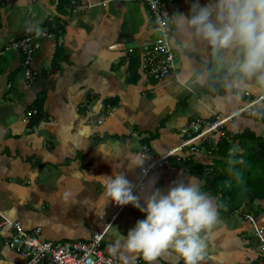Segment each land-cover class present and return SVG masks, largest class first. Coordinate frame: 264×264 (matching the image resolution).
I'll return each instance as SVG.
<instances>
[{
  "label": "crops",
  "instance_id": "1",
  "mask_svg": "<svg viewBox=\"0 0 264 264\" xmlns=\"http://www.w3.org/2000/svg\"><path fill=\"white\" fill-rule=\"evenodd\" d=\"M194 2L167 4L179 73L155 81L141 68L144 47L158 33L144 4L74 0L65 6L60 0H0V51L48 24L54 35L36 53L32 69L39 77L33 84L25 82L20 54L0 53V223L8 218L28 230L41 227L43 238L52 241L87 242L104 233L106 255L118 264H145L142 257L118 246L144 214L131 204L106 203L103 177L124 173L135 185L134 194L149 181L166 191L174 182L195 178L217 209L221 207L218 197L205 190L206 177L186 173L183 167L192 162L215 164L216 132L196 140L197 157L182 159L177 172L158 170L137 187L141 170L128 168L130 160L141 158L143 146L163 156L184 141L180 130L188 122L231 116L262 92L251 83L233 81L226 68L217 66L210 46L176 22L178 14L190 15ZM199 3L204 6L207 0ZM48 18L52 23H46ZM57 25L60 31L53 28ZM6 55L16 60L10 68ZM136 56L139 62L132 68ZM107 105L113 110L99 125L98 113ZM37 107L42 117L31 129ZM234 123V129L256 126L252 119L239 117L230 131H235ZM218 169L222 175L224 170ZM249 204L255 211L264 209V202L248 200L235 216L218 215V222L202 234L206 248L199 264H264V247L255 235L264 226V213L249 215ZM10 233H0V264H28L5 244ZM154 264L184 262L169 251Z\"/></svg>",
  "mask_w": 264,
  "mask_h": 264
},
{
  "label": "clouds",
  "instance_id": "2",
  "mask_svg": "<svg viewBox=\"0 0 264 264\" xmlns=\"http://www.w3.org/2000/svg\"><path fill=\"white\" fill-rule=\"evenodd\" d=\"M176 22L189 28L199 40L210 46L217 66L226 68L233 81L241 86L251 83L262 90L235 112L254 103L253 108L262 115L261 119H254L264 123V108L261 106L264 99H260L264 95V0H207L204 6L195 0L190 7V15L180 13ZM4 49L5 46L0 53H11L4 52ZM246 96L249 99L250 93H246ZM242 116L227 122L225 131L229 133L228 126ZM222 139L218 138V143ZM197 143L195 141L192 145L197 146ZM143 161L141 158L130 160L128 168H140L142 175H146ZM103 179L106 203L112 201L120 206L131 204L145 217L138 220L118 241V246L124 252L139 255L145 264H154L157 257L169 251L181 258L184 264H199L206 248L202 234L218 222V209L202 191L198 180L191 178L186 183L174 182L166 191L156 187L153 180L146 187L142 186L139 194H134L135 185L124 173L114 172ZM13 222L21 224L19 221ZM38 228L42 230L41 227L25 229L33 231ZM42 234V240L47 241ZM111 250L115 252L116 248Z\"/></svg>",
  "mask_w": 264,
  "mask_h": 264
},
{
  "label": "built area",
  "instance_id": "3",
  "mask_svg": "<svg viewBox=\"0 0 264 264\" xmlns=\"http://www.w3.org/2000/svg\"><path fill=\"white\" fill-rule=\"evenodd\" d=\"M67 1L73 4L74 0ZM131 1L142 3L147 7L159 34L155 41L144 47L141 55L142 72L156 81L177 76L180 57L175 46L174 32L168 24L169 21L167 23V19H165L166 6L173 3L174 0ZM52 20V18H49L46 23H52ZM50 25L43 27L38 33L28 34L5 46L4 52L18 53L22 56V69L25 70V82L27 84H33L39 77L38 72L32 69V65L37 51L42 48L44 42L54 37L52 29L46 31L51 27ZM260 99H264V95ZM253 105L254 103L249 104L246 108H242L231 116H216L217 119L214 121L196 118L188 122L181 131L186 138L185 141L177 149L171 150L163 156H157L150 151L148 146H143L140 156L144 160L143 167L147 169V174L142 175L140 172L138 184L141 185L149 174L158 170L177 171L180 166L179 163L184 159L182 155L186 145L195 146L192 144L196 140H206L207 135L214 132L218 133L219 138H226L225 125L233 118L248 113L257 119H261L262 115L258 109L253 108ZM112 110V106H104L98 113L97 123L99 125L104 124ZM208 145L210 146V144ZM180 152L182 154H179ZM172 158H175L178 163L171 161ZM4 229H9L11 232V235L5 238V244L12 251L21 254L29 264H117L102 250V235H95L91 239L92 241L88 243L79 240L45 241L41 238L42 230L40 228L27 231L20 223L7 219L0 223V233ZM263 233L264 227H260L257 233L258 236L262 237ZM261 241L264 242V238H261Z\"/></svg>",
  "mask_w": 264,
  "mask_h": 264
},
{
  "label": "trees",
  "instance_id": "4",
  "mask_svg": "<svg viewBox=\"0 0 264 264\" xmlns=\"http://www.w3.org/2000/svg\"><path fill=\"white\" fill-rule=\"evenodd\" d=\"M63 2L66 4L65 6H70L67 0H60L61 4ZM166 8L168 7L166 6ZM168 12V10L165 11V19H167V23L169 21L168 24H170L174 32L173 21ZM54 28L55 31L62 29L58 25ZM135 58L134 62H132V68L139 62L137 56ZM41 103L42 101L36 105L41 107ZM111 104L114 105V102ZM38 112L37 115L31 117L32 122L29 125L31 129L40 123L39 117H42L41 110H38ZM242 117L248 120L252 119L257 123L256 126L251 128L241 126L238 129H234L237 127V123H234L233 129L236 134H234L235 132L232 133L228 126L229 133L226 132V138L222 139L217 146L215 145L216 149L214 151L216 152L217 160L213 166L196 164L194 162L183 164V167L186 168V173H190L198 178L206 177L207 184L205 190L209 194L218 197L221 202V207L218 209L220 217L235 216L248 200L251 203L257 200L264 202V123H260L257 119H254L251 114H245ZM146 146L151 151L150 146L148 144ZM234 147L239 149L235 155L230 154V151ZM171 161L178 163L174 158ZM218 167L224 170L222 175L218 174V171H220ZM248 212L251 213L249 215L257 218L264 213V209H257L255 211L253 206L249 204Z\"/></svg>",
  "mask_w": 264,
  "mask_h": 264
},
{
  "label": "bare ground",
  "instance_id": "5",
  "mask_svg": "<svg viewBox=\"0 0 264 264\" xmlns=\"http://www.w3.org/2000/svg\"><path fill=\"white\" fill-rule=\"evenodd\" d=\"M49 29H46V31H48ZM49 41V40H48ZM48 41H46V42H48ZM46 42H44V44L46 43ZM44 44H43V46H44ZM42 46V47H43ZM42 49V48H41ZM40 49V50H41ZM39 50V51H40ZM38 52V51H37ZM23 74H24V78H25V70H23ZM145 74V73H144ZM147 76V75H146ZM148 77V76H147ZM150 78V77H149ZM158 81H160V80H158ZM184 128V127H183ZM182 128V129H183ZM182 129L180 130V135H181V138H183V140H185L186 138L182 135V133H181V131H182ZM186 144V143H185ZM199 152V149L197 148V147H195V146H189V145H186L185 146V151H184V153H183V156H184V161L186 160V159H190V157L191 156H195V157H197V153ZM140 175H141V173H140ZM258 231L256 232V236L259 238V240H260V242H261V244L263 245V247H264V242H262L261 241V238H264V233L262 234V237H259L258 236ZM99 235H102V242H101V248H102V250L104 251V249H103V244H104V239H105V234L104 233H99L98 234V236ZM90 241H92V240H89V241H87V242H85V243H88V242H90ZM110 257V256H109ZM111 258V257H110ZM113 259V258H112ZM114 260V259H113ZM116 261V260H115ZM118 264V263H117Z\"/></svg>",
  "mask_w": 264,
  "mask_h": 264
},
{
  "label": "rangeland",
  "instance_id": "6",
  "mask_svg": "<svg viewBox=\"0 0 264 264\" xmlns=\"http://www.w3.org/2000/svg\"><path fill=\"white\" fill-rule=\"evenodd\" d=\"M167 7H169V6H167ZM158 36H159V34L157 33V34H154V38H153V40L152 41H155L157 38H158ZM175 45H176V43H175ZM5 56V55H4ZM36 56V55H35ZM4 61L8 64V66H9V68L15 63V58H14V56L13 55H6V57L4 58ZM2 68L4 69V67H3V65H2ZM2 69V70H3ZM4 71V70H3ZM239 96H241V97H243V95L242 94H240ZM243 98H245V97H243ZM257 124V123H256ZM239 151V149H236V148H233L231 151H230V154H236L237 152Z\"/></svg>",
  "mask_w": 264,
  "mask_h": 264
}]
</instances>
